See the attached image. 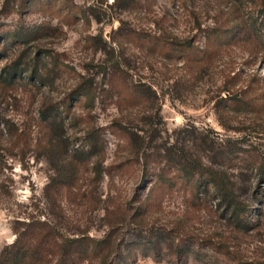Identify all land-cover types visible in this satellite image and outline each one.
Wrapping results in <instances>:
<instances>
[{
  "label": "rangeland",
  "instance_id": "rangeland-1",
  "mask_svg": "<svg viewBox=\"0 0 264 264\" xmlns=\"http://www.w3.org/2000/svg\"><path fill=\"white\" fill-rule=\"evenodd\" d=\"M260 9L0 0V251L57 264L77 237V264H264ZM184 154L245 188L248 227L197 193Z\"/></svg>",
  "mask_w": 264,
  "mask_h": 264
},
{
  "label": "trees",
  "instance_id": "trees-1",
  "mask_svg": "<svg viewBox=\"0 0 264 264\" xmlns=\"http://www.w3.org/2000/svg\"><path fill=\"white\" fill-rule=\"evenodd\" d=\"M261 3V9L260 12L264 14V0H259ZM7 4V2H6ZM4 7H7L6 5ZM253 24V23H252ZM4 38V37H2ZM5 39V38H4ZM35 56H40V52H38ZM37 57H35L36 59ZM42 58V56H41ZM40 62V59H39ZM39 64L35 63L34 66L29 67V69H22L21 73L29 70L31 71L29 74V77L39 79L43 76L42 71H40ZM13 68L10 70V72L7 74L8 79L9 77H14L15 75H20V67H21V61L20 58L18 61H15L13 64ZM18 75V76H19ZM237 103L247 104L243 99L238 98ZM184 152V151H183ZM185 158L187 159V163L185 166H183L185 169V176L186 177H197V181L194 183V188L196 189L198 194L205 195L206 193L208 195L212 194V198H218V206L220 208H223L224 211L228 212L230 216L235 220L236 225L248 227V220L247 216L248 213H250V206L249 204L240 199V193L245 190V188H242L239 182L232 180V178L229 176L227 171L224 169L217 170L212 166L205 165L203 161L200 159H196L195 157H190L187 154H184ZM262 162L258 167H255V170L259 174V177L261 180H264V153L262 155ZM184 158V159H185ZM234 158H241L236 157L234 153L231 151H226L222 155V161H226L228 163V160L234 159ZM93 241V240H92ZM80 242V239L77 237H67L63 241L62 246V254L60 258L58 259L57 264H77L73 256H77L79 259V254L83 252L84 250H87V248L80 249L77 253L75 249L77 248V244ZM97 253V250H95ZM29 247L26 244H23L21 246H17L16 243L12 244L11 246H7L2 251H0V264H32L29 263V261H26L25 259L28 256ZM33 255H37V252L32 251ZM76 253V254H75ZM87 252L82 253L83 256H86ZM80 259V260H81ZM250 264V263H249Z\"/></svg>",
  "mask_w": 264,
  "mask_h": 264
}]
</instances>
